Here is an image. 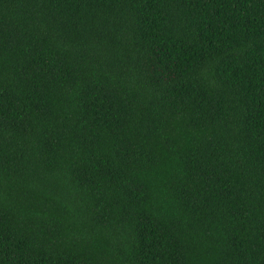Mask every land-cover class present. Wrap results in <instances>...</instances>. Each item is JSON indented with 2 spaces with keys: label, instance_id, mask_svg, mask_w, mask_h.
Listing matches in <instances>:
<instances>
[{
  "label": "trees",
  "instance_id": "1",
  "mask_svg": "<svg viewBox=\"0 0 264 264\" xmlns=\"http://www.w3.org/2000/svg\"><path fill=\"white\" fill-rule=\"evenodd\" d=\"M0 264H264V0H0Z\"/></svg>",
  "mask_w": 264,
  "mask_h": 264
}]
</instances>
